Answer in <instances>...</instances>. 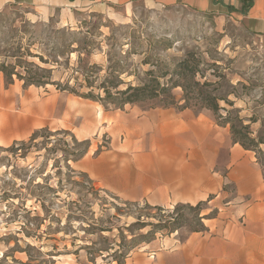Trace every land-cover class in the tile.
I'll return each instance as SVG.
<instances>
[{
    "label": "rangeland",
    "instance_id": "1",
    "mask_svg": "<svg viewBox=\"0 0 264 264\" xmlns=\"http://www.w3.org/2000/svg\"><path fill=\"white\" fill-rule=\"evenodd\" d=\"M10 44L29 48L26 60L52 69L56 83L69 80L81 95L93 92L101 97H105L98 89L101 80L90 88L70 78L80 59L101 67V79L117 67L123 83L119 90H124L145 80L148 71L157 76L170 71L168 78H161L166 83L175 66L192 52L200 60L197 81L214 84L209 88L218 89L232 103L219 102L221 115L230 112L235 124L240 120L253 138L264 139V37L250 33L231 12L204 14L167 0L104 1L51 16L13 6L0 11L1 61L12 60L9 56L15 51ZM173 94L176 106L166 107L158 98L122 107L60 91L54 85L25 87L15 80L8 86L0 75V123L41 124L27 138L9 145H2L0 139V264H119L113 250L107 252L109 247L118 249L134 237L157 231L147 242L139 244L138 239L139 245L121 260L153 264L158 249L142 256L144 247L172 237L183 243L198 230L196 212L176 210L180 204L155 206L96 185L72 160L85 146L62 133L69 132L78 143L87 142L90 157H97L119 151L124 143L149 147L157 131L150 133L142 123H210L208 136L221 139L217 147L222 144L216 170L225 176L230 146L235 144L231 124L200 107L182 111V90ZM41 129L51 135L43 134L27 152L5 151L15 143H29ZM249 152L264 176V144ZM224 191L226 201L235 198L234 184L224 186ZM200 210L201 217L217 212L205 202ZM174 219H180V229H156Z\"/></svg>",
    "mask_w": 264,
    "mask_h": 264
},
{
    "label": "crops",
    "instance_id": "2",
    "mask_svg": "<svg viewBox=\"0 0 264 264\" xmlns=\"http://www.w3.org/2000/svg\"><path fill=\"white\" fill-rule=\"evenodd\" d=\"M104 1L132 0H0V11L18 6L51 16ZM167 1L204 14L231 12L244 21L250 33L264 37V0ZM142 124L150 133L157 131L149 147L124 143L119 151L102 152L97 157L88 153L77 163L80 170L99 187L118 195H133L161 207L205 202L217 215L204 219L206 231L190 234L185 242L175 237L157 240L140 255L158 249L153 264H264V176L254 155L232 144L224 176L216 170L222 148L221 143L217 147V141L221 139L208 136L210 123ZM40 127V123H0L2 145L25 139ZM208 141L213 145L208 146ZM227 184L236 187V196L229 201L225 200ZM140 261H145L144 257Z\"/></svg>",
    "mask_w": 264,
    "mask_h": 264
},
{
    "label": "trees",
    "instance_id": "3",
    "mask_svg": "<svg viewBox=\"0 0 264 264\" xmlns=\"http://www.w3.org/2000/svg\"><path fill=\"white\" fill-rule=\"evenodd\" d=\"M10 48L15 51L13 55L9 56V58L11 57L12 60H0V75H3L5 83L8 86L14 84L15 80L23 82L25 87H46L48 85H54L60 91L75 94L85 99L107 102L122 107L158 98H162V101L166 107L176 106L177 100L173 94V91L180 88L183 92L182 101L184 103L180 107L182 111L192 107H200L202 109L212 111L219 120H224L227 124H231L234 143L240 144L245 150L256 151L259 145L264 144V139L252 137L253 133L250 131L249 126H244L240 120L238 122L239 124H235L233 119H231L230 112H228L226 117L221 115L222 108L220 107L219 102H226L230 106L232 103L228 101L226 97H223L217 93L218 89L209 88L214 84L208 83L207 81L204 83L197 81V77L201 75L199 68L200 60H198L195 57V54L192 52H188L185 56V59L175 66L174 71L171 73L166 83H161V78H168L167 76L170 74V71L163 73L161 76H157L155 71H148L145 80H142L138 85L128 84L124 90H119L120 85L123 83L120 82L119 78L121 73H119V69L117 67H111L108 70L106 76L101 79L99 72L102 71L101 67H97L95 65H86L83 60L80 59L79 64L72 69L70 78H73L80 86L86 85V87L90 88H94L95 84L101 80V84L98 89H102L105 93V97H101L95 95L93 92L81 95L75 88L70 86L69 80H67L66 83H56L53 81L52 69L48 70L42 68L33 63H29L26 60V56H30L28 51L29 48H25L22 44L18 45L17 47L15 44H10ZM37 57L43 60V57ZM113 90H115V92H113ZM45 133H49V135H51L48 129L38 130L34 132L29 143H15L10 148L5 149V151L12 152L14 154H18L19 152L22 153L23 151L27 152L35 144L38 138L44 137L43 134ZM62 133L64 135H71L72 140L77 145L85 146L82 151L72 155L73 162H79L88 153V143H78L75 137L67 131H62ZM47 138H50V136ZM202 205L203 203H199L197 206L193 207L188 204H180L176 207V210L180 208H187L196 212V226L200 228L194 232L206 231L203 220L214 218L217 215V212L213 211L209 215L201 217L200 207ZM156 208L161 210L160 207ZM167 227H170L174 232L182 227V223H180V219H174L172 221L166 222L164 226L162 224L156 225V229L160 230ZM156 233L157 231H150V233L146 235L134 237L125 245H118V249L109 247L107 252L109 253L113 250L112 254L118 258L116 259L118 263L123 264L124 262L121 261L122 259L125 260L127 255H129V253L134 248L143 242L149 241L150 238L154 237ZM138 239H140L139 244ZM100 251L102 252L103 250Z\"/></svg>",
    "mask_w": 264,
    "mask_h": 264
}]
</instances>
